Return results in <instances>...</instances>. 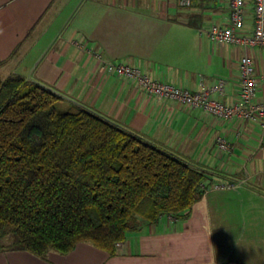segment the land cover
Returning <instances> with one entry per match:
<instances>
[{
	"label": "crops",
	"instance_id": "0c3cea01",
	"mask_svg": "<svg viewBox=\"0 0 264 264\" xmlns=\"http://www.w3.org/2000/svg\"><path fill=\"white\" fill-rule=\"evenodd\" d=\"M229 0H0V78L19 74L105 114L148 141L202 169L210 189L185 219L165 214L127 233L109 255L89 242L66 254L39 257L0 251V264H264L247 238L264 237V134L250 120L223 119L177 100L144 93L128 78L107 73L74 46L137 65L161 81L191 91L222 81L210 96L231 104L240 88L239 60L248 55L256 101L264 100V45L214 43L204 29L229 23ZM253 0H245L244 32L253 27ZM230 148L220 149L215 137ZM256 244V242H255Z\"/></svg>",
	"mask_w": 264,
	"mask_h": 264
},
{
	"label": "trees",
	"instance_id": "16d2710c",
	"mask_svg": "<svg viewBox=\"0 0 264 264\" xmlns=\"http://www.w3.org/2000/svg\"><path fill=\"white\" fill-rule=\"evenodd\" d=\"M19 74L0 78V239L44 257L89 242L114 255L130 231L185 219L205 173ZM4 248V247H3ZM8 249V250H9ZM0 245V251H2Z\"/></svg>",
	"mask_w": 264,
	"mask_h": 264
},
{
	"label": "built area",
	"instance_id": "2783aa9c",
	"mask_svg": "<svg viewBox=\"0 0 264 264\" xmlns=\"http://www.w3.org/2000/svg\"><path fill=\"white\" fill-rule=\"evenodd\" d=\"M182 5H189L190 0H180ZM229 23L219 25L212 23L204 29L206 36L214 43L237 44L242 47L264 45V0H253V27L250 33L244 32L245 0H229ZM72 44L84 49L87 54L98 60L102 68L110 74L133 80L137 86L148 95L160 98L174 99L195 109H201L209 114L223 119L250 120L257 123L264 134V100L256 101V77L253 62L248 55L239 60L240 88L237 99L227 104L210 96L211 91H221L222 81L208 90L191 91L185 87L174 85L145 73L137 65L119 60L105 59L101 51L94 46H84L79 39H73ZM216 145L222 150H229L228 141L222 136L215 137ZM236 184L214 181L209 186L201 183L203 193L210 189H231Z\"/></svg>",
	"mask_w": 264,
	"mask_h": 264
},
{
	"label": "rangeland",
	"instance_id": "374dc122",
	"mask_svg": "<svg viewBox=\"0 0 264 264\" xmlns=\"http://www.w3.org/2000/svg\"><path fill=\"white\" fill-rule=\"evenodd\" d=\"M0 75H1V77H3L2 76L3 74H0ZM60 94H61V99L56 103V109L57 110L65 111L71 106V104H77V105H80V106L88 108L87 106L82 105V103H78V102H76V100H73V98L70 97L69 95H67L66 93H60ZM88 109H91V108H88ZM92 111H94L95 113H99L100 115H102L103 117H105V118H107L109 120H112L111 118H109L105 114H101L100 112L95 111V110H92ZM112 121L115 122V123H118V122H116L114 120H112ZM262 239H263V242H261L259 240V238H251V237L247 238L248 241L252 240L254 242L252 244H249L250 247L254 248V249H260V248L263 247V246H260V244H264V237ZM9 240H10L9 237H2L0 239V245H1L3 250H8L9 249V248H7L8 244H9ZM255 242H256V244H255Z\"/></svg>",
	"mask_w": 264,
	"mask_h": 264
}]
</instances>
